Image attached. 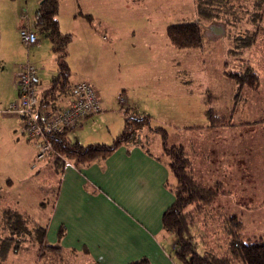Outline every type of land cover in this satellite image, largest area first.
I'll list each match as a JSON object with an SVG mask.
<instances>
[{
    "label": "rangeland",
    "instance_id": "1",
    "mask_svg": "<svg viewBox=\"0 0 264 264\" xmlns=\"http://www.w3.org/2000/svg\"><path fill=\"white\" fill-rule=\"evenodd\" d=\"M42 1L0 0L1 116L4 112L8 113L10 104L18 99L15 80L10 78L14 68L22 69L28 61L34 64L37 68V77L39 75L38 92L49 87L52 76L57 72V54L53 51L51 42L37 32L39 42L28 47L22 42L19 33L21 21L20 17L18 20V16L31 12L28 20L32 21V16L36 12L34 10L39 8ZM99 2L100 4L108 2L109 10L105 11L106 7H100V4H96L98 9L91 8L90 6H94L95 3L93 0H60L61 11L58 18L61 19L63 27L70 30L73 36L68 45L67 56V62L71 67L69 87L72 89L77 81L84 79L87 81L95 76L96 79L93 82L102 88L101 94L105 99V107L101 113L85 117L81 124L69 131L70 140H79L82 144L97 141L112 143L126 125V114L123 108L126 109L128 105L120 102L118 98L124 91L132 93L135 102L127 117L132 116L131 112L146 114L153 128L161 127L165 131H171L176 125L183 124L182 119L177 120L180 115L188 116L190 123L194 122L193 119L198 121L202 116L198 100L184 99L182 101L180 98L170 106L166 104L165 93L159 92L158 95L154 92L148 96L146 90L141 88L139 79L150 75V69L154 66L162 69L164 73L162 76L166 81L167 76L176 79L174 73L171 76L168 75L169 70L166 71V67H189L190 76L181 73L180 77L189 82L191 93L204 90L199 89L200 87L208 88L211 80L215 79L213 82L217 84L219 77H222L219 82L223 83V86L225 83H233L239 90L240 97L236 100L239 107L236 119L240 116L244 119L252 117L253 120L246 121H252L254 124L264 121L262 120L264 113L248 110L250 107L255 108L253 105L256 103L259 106L264 105V7L261 10L257 9L254 0H224L222 5L216 2L215 4L204 3L199 0H100ZM152 8L155 11H152ZM85 16H93L95 20L93 24L97 28H99L97 19L102 18L112 20L120 18L126 20L127 25L130 20H136L135 18L140 21L161 18L163 21L157 25L138 27L140 31L136 33L131 32L130 26H121L124 36L112 43V37L108 31L99 36V39L86 36L83 29V24L86 23ZM83 19H85L84 22ZM189 20L202 24L205 35L203 47L193 49L174 47L168 41L165 28L174 22ZM217 26L220 33L216 30ZM248 68L258 76L255 88L247 86L241 88L238 82L231 78L238 73L244 74ZM188 76L190 79H187ZM8 78L13 82H9ZM147 79L150 78L147 76ZM88 82L91 83V81ZM176 84L177 87L173 86V89L177 91L176 94H181V89L186 83L180 81ZM225 88L226 94H230L231 87L227 85ZM242 89L244 93L240 92ZM59 94L57 92L58 96L54 101L59 106L72 98L71 90L62 95ZM210 94L208 97L212 99L213 96ZM153 95L157 99L152 98ZM191 96L195 95L191 94ZM227 99L223 101L224 106L220 111L214 106H209L216 115L213 117L214 120L219 123L232 122L221 115L229 114L232 108V101ZM106 102H111L114 106L111 104L107 106ZM171 112L179 115L175 116V121L172 120ZM261 114H263L262 117H260ZM140 133L138 141L141 142L144 139L153 153L160 154L164 144H162V133L154 132L148 126L141 129ZM37 151V139H31L25 133L15 132L14 136L12 133L4 132L0 136V204L4 205L6 203L4 199L7 197H27L26 200H31L30 203L37 197H46V199L52 197L39 189L41 185L45 186L49 182L45 176L46 169H43L49 159L46 161V157L43 160H37ZM31 157H34L37 168H27V159ZM244 183L245 185L241 188L246 189L247 193L245 191L241 193L240 189H237L232 196L217 197L214 203L204 207H188L193 215L192 231L195 235V250L198 253L223 254L227 251L231 227L229 220L234 215L243 222L242 233L245 238L264 234V194H259V190L264 186L257 182L251 186L249 184L251 180L246 177ZM10 236V224L0 219V254L3 250V242H10L11 247L18 244L9 239ZM158 239L161 246L172 256L171 260L175 264H183L176 255L178 249L176 236L167 232L159 235ZM41 248H44L43 245Z\"/></svg>",
    "mask_w": 264,
    "mask_h": 264
},
{
    "label": "crops",
    "instance_id": "2",
    "mask_svg": "<svg viewBox=\"0 0 264 264\" xmlns=\"http://www.w3.org/2000/svg\"><path fill=\"white\" fill-rule=\"evenodd\" d=\"M99 1L93 0L94 6L90 7L98 9L96 4H100ZM102 6L106 7L105 11L109 10L108 2L100 4V7ZM121 7L123 8V5ZM36 9L34 11L37 12ZM60 11L61 9L58 15ZM152 11L155 9L152 8ZM36 12L32 16L33 20L30 22L28 20L29 26L34 30ZM73 15L78 17L76 14ZM19 17L20 29L27 22L21 16H18V20ZM75 17L74 20H77ZM85 17L86 23L83 24V29L86 36L99 39V36L108 31L112 43L124 36L121 26H130L131 32L136 33L140 31L138 27L157 25L163 21L161 18L146 19V21L135 18L136 20H130L127 25L126 20L120 18L115 20L102 18L97 19L99 27L97 28L93 24L95 21L93 16ZM59 21L62 31L71 34L70 30L63 27L61 19ZM156 67H151L150 75H146V78L139 79L141 88L146 90L148 96L154 92L157 94L163 92L167 105L175 104L180 98L182 101L198 100L201 105L202 116L198 121L193 119L194 122L190 123L188 116L180 115L177 120L182 119L183 124L176 125L171 131L166 130L168 137L166 142L169 146H183L191 162L195 179L199 183L219 187L218 197H230L237 189H240L241 193L244 191L247 193L246 189L241 188L245 185V177L251 180L249 183L251 186L255 182L264 186V121L254 124L252 121H246L253 120L252 117L244 119L240 116L236 119L239 109L236 100L240 97L237 86L233 83H225L223 86V83L219 82L222 77H219L216 78L217 84L213 82L215 79L211 80L208 88L200 87L199 89L204 90L191 93L189 82L180 77L182 74L190 76L189 67H166V71L169 70L168 75L171 76L173 73L176 75L175 80L167 76V81L162 76L164 74L162 69ZM22 69L14 68L10 78L14 81ZM147 76L150 79H147ZM160 76L162 77L159 78ZM189 76L187 79H190ZM92 77L93 80L89 78L87 82L91 81L98 90L102 106L105 107L102 88L94 83L95 76ZM10 78H8L9 82ZM38 78L39 75L37 80ZM231 78L235 81V78ZM161 80L165 81L161 82ZM180 81L186 84L181 89V94H176L177 91L173 86L177 87L176 83ZM227 85L231 87L230 94L224 91ZM43 91L38 94L41 96ZM240 92L244 93V90ZM209 93L213 96L212 99H209ZM123 95L119 97L122 96L125 99L122 103L128 105L126 109L123 108L127 116L135 102L132 93L124 91ZM152 98L157 99L155 95ZM225 98L232 101V108L227 115L219 114L226 116L232 122L224 124L213 120L207 114V109L209 106H214L220 111L224 106ZM70 100L62 105H68ZM112 101L114 103V99ZM106 103L107 106L110 104L114 106L111 102ZM253 106L255 108L250 107L249 112L255 110L264 113L263 104L259 106L256 103ZM169 109L171 111V108ZM171 114L174 121L175 116H179L176 113L171 112ZM131 115L146 116L138 112H131ZM262 116L263 114L260 115ZM24 125L22 117H12L10 113L4 112L0 118V136L4 132L12 133L14 136L15 132L24 134ZM100 143L106 142L100 141ZM162 148L160 154H155L143 139L141 143L121 145L108 158L86 165L69 161L60 166L48 156L46 161L49 160L44 164L43 169H46L45 176L49 182L45 186L41 185L39 189L52 197H47L48 199L37 197L32 203L31 200H26L27 197H7L4 199L6 203L0 204L1 218L6 215L5 212L23 215L28 219L27 226L33 234L23 237L19 248L14 249L12 246L4 256H0V264H129L143 257L150 259L154 264H175L171 260L172 256L161 246L158 239L162 233L170 232L163 228L162 217L175 199L173 188L176 184L164 145ZM34 162V157L27 159V168L33 169ZM253 179L255 180L252 182ZM10 180L13 182L12 179ZM259 191L260 195L264 194V188ZM38 226L45 230L43 249L35 240L34 229ZM48 247H59V249Z\"/></svg>",
    "mask_w": 264,
    "mask_h": 264
},
{
    "label": "trees",
    "instance_id": "3",
    "mask_svg": "<svg viewBox=\"0 0 264 264\" xmlns=\"http://www.w3.org/2000/svg\"><path fill=\"white\" fill-rule=\"evenodd\" d=\"M199 1L212 4L216 2L222 5L224 0ZM254 5L257 9H263L264 0H254ZM59 9L60 0H43L34 20L35 30L51 42L53 51L57 54L58 63L57 72L52 76L50 86L41 93V107H57L58 105L54 102L58 96L57 92L62 95L70 90L71 67L67 62V56L68 45L73 36L62 31L58 18ZM166 34L168 41L174 47L181 49L203 47L205 35L202 24L198 21L189 20L172 23L167 27ZM234 78L240 87L255 88L258 83L257 74L249 68L244 74H235ZM207 114L214 120L213 117L216 115H214L211 107L207 109ZM125 122L124 130L110 144L100 142L82 144L79 141H72L68 137V131L50 134L53 149L48 156H51V159L60 166L69 161L86 165L108 158L121 145L141 143L138 141V136L141 134L140 130L146 126L155 132H161L165 153L169 158V167L176 178V184L173 188L175 199L165 210L162 223L163 228L172 232L177 238L176 255L178 259L183 264H264V234L245 238L242 233L243 222L238 216H232L229 220L231 226L229 229L230 241L226 252L223 254H200L195 250V235L192 231L193 215L188 207L196 206L199 208L213 203L219 195V187L199 183L192 173L191 162L183 146L166 144L167 132L161 127H151L148 116H126ZM5 214L7 216L4 215L0 219L8 221L10 224L11 236L9 239L11 238L18 243L14 245V249H17L20 247L23 237L33 235L27 226L29 221L19 213L5 212ZM34 230L35 240L42 246L45 230L39 226ZM9 243L3 242V250L0 256H4L8 252L11 247ZM48 248L59 249V247ZM129 264L154 263L143 257Z\"/></svg>",
    "mask_w": 264,
    "mask_h": 264
},
{
    "label": "built area",
    "instance_id": "4",
    "mask_svg": "<svg viewBox=\"0 0 264 264\" xmlns=\"http://www.w3.org/2000/svg\"><path fill=\"white\" fill-rule=\"evenodd\" d=\"M28 15L21 14V18L27 24L20 27L19 33L22 42L29 47L37 43L39 39L37 31L28 26ZM36 82L37 68L28 61L16 75L18 99L10 104L8 113L24 119V132L29 138L37 139L36 158L40 161L45 159L53 149L50 134L75 129L85 117L101 113L103 106L98 90L90 82L79 81L70 89L72 98L68 105H58L55 108L41 107ZM119 99L121 102L125 101L122 96ZM32 167L37 168V163L34 162Z\"/></svg>",
    "mask_w": 264,
    "mask_h": 264
},
{
    "label": "flooded vegetation",
    "instance_id": "5",
    "mask_svg": "<svg viewBox=\"0 0 264 264\" xmlns=\"http://www.w3.org/2000/svg\"><path fill=\"white\" fill-rule=\"evenodd\" d=\"M216 30L219 31L218 26H217V29Z\"/></svg>",
    "mask_w": 264,
    "mask_h": 264
},
{
    "label": "water",
    "instance_id": "6",
    "mask_svg": "<svg viewBox=\"0 0 264 264\" xmlns=\"http://www.w3.org/2000/svg\"><path fill=\"white\" fill-rule=\"evenodd\" d=\"M219 33H220V30H219Z\"/></svg>",
    "mask_w": 264,
    "mask_h": 264
}]
</instances>
